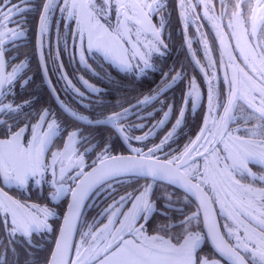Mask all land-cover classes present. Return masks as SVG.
<instances>
[{"label": "snow or ice", "instance_id": "1", "mask_svg": "<svg viewBox=\"0 0 264 264\" xmlns=\"http://www.w3.org/2000/svg\"><path fill=\"white\" fill-rule=\"evenodd\" d=\"M218 3L217 13L216 0H179L185 45L203 73L206 97L192 77L180 107L169 104L167 93L187 78L183 65L173 66L134 103L124 97L112 111L95 112L64 71L59 47L46 56L44 38L54 26L65 50L71 39L73 57L78 44L85 68L95 57L118 75L139 78L167 52V0H42L31 9L0 0V264H264V0ZM32 10L39 13L40 66L61 114L78 125L71 131L51 107L26 112L33 100L15 99L16 83L24 88L32 77L21 75L26 60L6 58L27 34L13 17ZM201 21L219 43L218 59ZM192 24L206 65L187 34ZM49 61L91 115L60 98L47 78ZM217 68L224 70L222 86L217 71H208ZM79 79L90 95L108 94ZM205 100L195 137L172 149L189 105L196 112ZM157 112L162 118L149 127ZM174 112L171 130L149 147ZM117 143L126 153H115ZM124 178L136 186L129 191ZM97 200L104 207L89 222L85 209Z\"/></svg>", "mask_w": 264, "mask_h": 264}, {"label": "flooded vegetation", "instance_id": "2", "mask_svg": "<svg viewBox=\"0 0 264 264\" xmlns=\"http://www.w3.org/2000/svg\"><path fill=\"white\" fill-rule=\"evenodd\" d=\"M42 0H32V3H23L22 0H12V5H19L20 8H33V4H39ZM196 0H193L195 3ZM217 2V13L219 12V3ZM167 12L170 13L167 19V26L163 33V39L168 45L167 52L164 56H156L153 59L154 69L148 70L147 74L140 76L139 78L125 76L124 74H117V72L109 67L107 64L101 66V61L95 57L90 58L88 63L90 68H85L79 63L78 55V44L75 57H73V44L71 39H68L67 50L64 49V41L60 40L59 44L57 43V37L55 32V27L53 26L50 35L44 38L45 54L47 56L48 52H51L53 56L56 54V50L59 47L61 51V60L64 64V71L67 72L68 77L72 80V83L80 89L81 92H85L86 98L83 100V104H88L92 102V109L95 112L104 110L105 112L112 111V105L116 104L117 101L122 100L124 97L132 99L134 103V98L141 96L150 92L152 89H155L157 85L161 83L162 74L168 72L173 66L177 69L183 65L184 71L187 73V78L183 83L178 84L167 93V102L169 104L175 102L176 108L178 109L181 105V97L187 91L188 80L192 77L196 78L197 84L200 86L201 90L204 92L206 97V83L204 81L203 73L200 72L199 67L195 66L191 62V57L187 51L185 45V34L183 29V24L180 19V8L179 0H167ZM197 11H201L200 8ZM56 18L61 19L60 13L56 12ZM13 19L17 21L24 22V28L27 30L25 37L20 38L16 41L15 46H10V51L6 54V58L16 57L12 60L13 64H19L21 61L26 60L28 67L24 70L21 75L32 77L29 85L21 88L20 84L22 81H18L15 85V99L17 103H21L24 100L32 99L33 104L31 107L25 109L26 112H38L43 107H51L54 111L60 114V119L65 121L68 127V130L71 131L74 127L78 125L71 121L67 115L61 114V109L57 104L56 100L53 98L49 84L46 81L45 75L40 66L39 52L37 50L38 40H39V13L38 10H32L24 13L23 15H16ZM158 23V18L154 20ZM203 27L201 32L208 34V40L212 45L213 59H218L219 57V43L214 40V34L211 30L210 25L206 21H201ZM8 27H17L16 24H9ZM73 29L75 28L74 23L72 24ZM61 34H63L64 29L61 26ZM188 36L191 37L194 41L193 49L197 51V58L201 60L202 64H207V60L203 55V45L196 43L200 37V33L196 31L195 24H192L188 28ZM50 45V46H49ZM48 74L47 78L51 80L52 85L55 86L57 93L60 98L68 105L76 109L77 111L85 114L91 115L92 113L84 108L80 102V98L75 96L71 89H66V84L63 79L60 78V73L57 71V67L51 61L48 62ZM11 71V67L7 69ZM209 72L217 71L219 77V85L222 86L224 70L223 68L217 69H208ZM93 72L97 73L94 75ZM109 74L113 81L118 82L119 87L109 82V78L105 74ZM83 77L85 80H88L89 83L94 84L95 86L104 89L108 94L107 95H90L79 77ZM12 97L10 96L9 99ZM159 107V105H157ZM166 110V109H165ZM151 111V109H149ZM206 111V100L204 102V107H198L196 112H192L190 105L185 114V124L182 126L181 130H178L177 135L174 137L173 141L170 142L172 149H182L183 146L188 142L190 138H194L195 134L198 132L203 114ZM177 113L174 112L170 115L169 121L162 126L156 134L151 137V142L148 143V146L151 147L152 143H159L160 140L171 130L172 124L175 122ZM163 116L162 112H157L154 119L146 121L149 127L156 121L160 120ZM148 129L145 128L144 131ZM89 131H91L89 129ZM95 134V133H94ZM135 135L142 134L141 132L134 133ZM139 146V145H137ZM167 150V149H166ZM115 153L125 152L126 149L123 145L117 143ZM35 200V197H33ZM104 206L93 207L89 210L91 211L90 215L86 216L89 222L92 217H94L97 212ZM51 241V237L48 238ZM51 244L45 245L49 247ZM46 252H40L38 255L42 258L46 255Z\"/></svg>", "mask_w": 264, "mask_h": 264}, {"label": "trees", "instance_id": "3", "mask_svg": "<svg viewBox=\"0 0 264 264\" xmlns=\"http://www.w3.org/2000/svg\"><path fill=\"white\" fill-rule=\"evenodd\" d=\"M124 179H125V185L124 186L129 191L132 189V187L136 186L135 181L131 182V185L129 186V183H128L127 179L126 178H124ZM140 182L142 183L143 181H140ZM120 191H121V193H123L124 188H121ZM88 204H89V207L85 209V216H87V215L89 216L90 215V213H91V211L89 210L90 208L104 206V203L102 201H100V200L95 201V205L96 206H92L93 205V201H89ZM63 207H65V206H62L60 209H58V211L62 212L63 211ZM59 223H60V221L57 222V225H56L57 228L59 226ZM51 246H52V244L48 248H50Z\"/></svg>", "mask_w": 264, "mask_h": 264}, {"label": "water", "instance_id": "4", "mask_svg": "<svg viewBox=\"0 0 264 264\" xmlns=\"http://www.w3.org/2000/svg\"><path fill=\"white\" fill-rule=\"evenodd\" d=\"M60 223H62V221H60Z\"/></svg>", "mask_w": 264, "mask_h": 264}]
</instances>
